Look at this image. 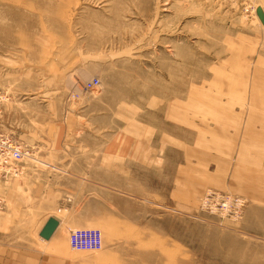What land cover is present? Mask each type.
Masks as SVG:
<instances>
[{"label":"rangeland","instance_id":"374dc122","mask_svg":"<svg viewBox=\"0 0 264 264\" xmlns=\"http://www.w3.org/2000/svg\"><path fill=\"white\" fill-rule=\"evenodd\" d=\"M39 123L43 154L74 158L95 197L109 162L112 211L86 227L102 248L72 250L74 228L0 242L79 264L244 263L231 248L264 177V157L240 162L264 156V0H0V130L30 157L21 128ZM207 190L240 195L242 215L203 210Z\"/></svg>","mask_w":264,"mask_h":264},{"label":"crops","instance_id":"0c3cea01","mask_svg":"<svg viewBox=\"0 0 264 264\" xmlns=\"http://www.w3.org/2000/svg\"><path fill=\"white\" fill-rule=\"evenodd\" d=\"M41 128V123L38 127L21 128L23 134L32 135V145L24 143L34 149V155L18 163V175L4 179L6 182L0 180V200L7 212V218L0 220L1 237L11 235L12 238V234L13 238L15 235L24 236L31 228L38 233L49 217L58 220L56 229L86 228L95 221V211H112L111 193H105V189L111 188L109 162L107 167L103 166L104 192L95 197L92 191L86 189L89 173L76 170L74 158L43 154L41 148L46 147L45 141L34 136L36 132L41 133ZM60 142L62 140H54L52 148ZM262 157L240 162L256 165L264 160L259 159ZM246 170L251 174L255 168L248 166ZM249 187L245 191L250 198L244 214L234 226L237 240L232 245L231 258L244 262L242 264H264V177L253 179ZM30 218L32 224L28 223ZM52 234L47 239H41L49 242ZM8 245L11 244L0 242V264H79L69 252L30 253L15 244L14 247Z\"/></svg>","mask_w":264,"mask_h":264},{"label":"built area","instance_id":"2783aa9c","mask_svg":"<svg viewBox=\"0 0 264 264\" xmlns=\"http://www.w3.org/2000/svg\"><path fill=\"white\" fill-rule=\"evenodd\" d=\"M98 79L88 80L83 88L91 89ZM28 156L27 149L9 133L0 130V178H7L19 171L17 163ZM203 210L220 215L221 218H239L245 208V200L237 194L207 190L201 197ZM2 201L0 200V210ZM68 244L75 251H98L102 248L101 232L96 228H74L69 231Z\"/></svg>","mask_w":264,"mask_h":264},{"label":"water","instance_id":"95a60500","mask_svg":"<svg viewBox=\"0 0 264 264\" xmlns=\"http://www.w3.org/2000/svg\"><path fill=\"white\" fill-rule=\"evenodd\" d=\"M58 225V220L55 217H49L41 230L39 231V236L41 238L47 239Z\"/></svg>","mask_w":264,"mask_h":264},{"label":"bare ground","instance_id":"6f19581e","mask_svg":"<svg viewBox=\"0 0 264 264\" xmlns=\"http://www.w3.org/2000/svg\"><path fill=\"white\" fill-rule=\"evenodd\" d=\"M41 230V229H40Z\"/></svg>","mask_w":264,"mask_h":264}]
</instances>
